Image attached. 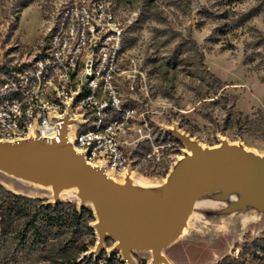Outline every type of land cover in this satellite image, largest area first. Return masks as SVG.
<instances>
[{
  "label": "rangeland",
  "instance_id": "obj_1",
  "mask_svg": "<svg viewBox=\"0 0 264 264\" xmlns=\"http://www.w3.org/2000/svg\"><path fill=\"white\" fill-rule=\"evenodd\" d=\"M68 1L0 0V84L45 54ZM111 7L124 31L123 68L135 71L119 82L120 94L135 115L121 138L129 162L108 176L127 190L133 184L134 197L155 199L194 147L232 144L264 161V0H111ZM67 123L73 128L78 121ZM0 188L43 205L90 209L96 240L79 253L64 237L59 243L35 236L25 231V219L3 223L0 214V264H264V252L249 249L264 235V207L260 213L249 207L252 188L208 182L160 261L153 249H125L100 228L84 203L87 193L75 185L52 187L0 169Z\"/></svg>",
  "mask_w": 264,
  "mask_h": 264
},
{
  "label": "built area",
  "instance_id": "obj_2",
  "mask_svg": "<svg viewBox=\"0 0 264 264\" xmlns=\"http://www.w3.org/2000/svg\"><path fill=\"white\" fill-rule=\"evenodd\" d=\"M123 36L111 0H69L45 54L0 84V141L52 135L56 143L64 130L65 143L87 162L125 169L121 138L135 111L124 105L119 82L135 71L123 68ZM72 118L78 121L73 128L67 123Z\"/></svg>",
  "mask_w": 264,
  "mask_h": 264
},
{
  "label": "water",
  "instance_id": "obj_3",
  "mask_svg": "<svg viewBox=\"0 0 264 264\" xmlns=\"http://www.w3.org/2000/svg\"><path fill=\"white\" fill-rule=\"evenodd\" d=\"M64 133L53 144L42 139L0 143V169L54 187L80 186L98 210L100 228L118 237L125 249H153L158 261L159 250L177 236L208 182L221 180L256 192L264 189V161L222 145L204 151L192 148L193 155L170 173L161 197L137 198L126 187L110 183L102 169L86 166L81 155L67 148Z\"/></svg>",
  "mask_w": 264,
  "mask_h": 264
},
{
  "label": "trees",
  "instance_id": "obj_4",
  "mask_svg": "<svg viewBox=\"0 0 264 264\" xmlns=\"http://www.w3.org/2000/svg\"><path fill=\"white\" fill-rule=\"evenodd\" d=\"M214 82L218 84L219 89L223 87L218 79H214ZM0 214L3 223L5 219H25V231H30L35 236L48 234L51 239L57 240L59 243L64 237L67 239V243L77 249L79 253L86 252L89 246L95 245V235L90 224L94 220L91 210L86 207L78 209L72 202L43 205L39 200L27 199L0 188ZM7 228H11L10 222ZM83 237L89 239L84 241ZM249 249L254 252H264V235L253 241L249 245Z\"/></svg>",
  "mask_w": 264,
  "mask_h": 264
},
{
  "label": "bare ground",
  "instance_id": "obj_5",
  "mask_svg": "<svg viewBox=\"0 0 264 264\" xmlns=\"http://www.w3.org/2000/svg\"><path fill=\"white\" fill-rule=\"evenodd\" d=\"M41 139H42L44 142L48 143V144H53V143H55V137L52 136V135L44 136V137L41 138ZM0 143H1V142H0ZM6 143H7V144H15L16 142H15V141H7ZM225 145L230 146V147H235V148L239 149L240 151H242L244 154L250 156V155H249L250 152L248 153L245 149L240 148L239 146L232 145V144H225ZM67 148L70 149L71 152H72L74 155H79V151H78L74 146H72L71 144L67 143ZM200 150L204 151L203 149H200ZM192 155H193V151H192V150H189V152H188L187 154H185L181 159H179V161L183 160L184 158L191 157ZM259 160L263 161V159H259ZM82 161H83V163H84L86 166H88V167H90V168H92V169H94V170L98 169V167H97L94 163H89V162H87V161L84 160V159H82ZM107 173H111V171L106 170V171L103 172L104 177H105L110 183H112V184H113L114 186H116L117 188H123V187H125V183H123L122 185L119 184V183H117L116 181H114L113 179H111V178L108 176ZM112 173H113V172H112ZM169 175H170V174H169ZM169 175H168V177L165 179L164 184H163V185H162V186L156 191L155 199H158L159 197H161V195H162V193H163V191H164V189H165V187H166V184H167V181H168ZM18 177H19L20 179H23V180H28V179H26V178H24V177H21V176H18ZM49 185L52 186L51 184H49ZM76 186L79 188L80 191L83 190V191H85V193L88 194V191H86L85 189L81 188V187L78 186V185H76ZM52 187H53V186H52ZM132 188H133V184L130 185V188H129V190H128V194H129V195H133V194H132ZM202 192H203V189H201V190L198 192L197 196H199ZM260 193H261V192H256V194H255V196H254V197H255V201H254V200H251L252 203L254 204V206H251V205L249 206V207L253 208V209L256 211V213H260L261 208L264 207V200H262V199L260 198ZM80 200H81V199H80ZM256 201H257V202H256ZM84 203L89 204V205L91 206V208L93 209V211L96 213L97 217L99 218L98 210H97V208H96L94 202L92 201V199H90V198H86V199H84ZM243 212H244V210H241L240 213H243ZM184 226H185V224L182 226L181 230L179 231V233L177 234V236H176L174 239H176V238L182 233V230H183ZM161 249H162V248H161ZM161 249L159 250V253H160Z\"/></svg>",
  "mask_w": 264,
  "mask_h": 264
}]
</instances>
